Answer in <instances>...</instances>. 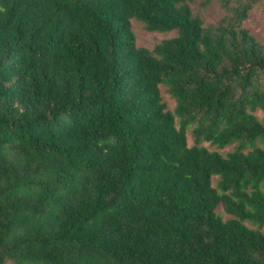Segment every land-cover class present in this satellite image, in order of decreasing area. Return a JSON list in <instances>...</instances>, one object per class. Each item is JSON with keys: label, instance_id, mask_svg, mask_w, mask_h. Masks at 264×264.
Masks as SVG:
<instances>
[{"label": "trees", "instance_id": "trees-1", "mask_svg": "<svg viewBox=\"0 0 264 264\" xmlns=\"http://www.w3.org/2000/svg\"><path fill=\"white\" fill-rule=\"evenodd\" d=\"M219 1L0 0V264H264L258 0Z\"/></svg>", "mask_w": 264, "mask_h": 264}, {"label": "rangeland", "instance_id": "rangeland-1", "mask_svg": "<svg viewBox=\"0 0 264 264\" xmlns=\"http://www.w3.org/2000/svg\"><path fill=\"white\" fill-rule=\"evenodd\" d=\"M189 7L191 12L199 17L205 26L208 24H218L223 18H227L230 15V11L224 8L219 0H209L207 3L204 0H190ZM132 22V32L135 36V44L137 47L144 48L151 51L153 46L160 40L176 35V30L164 31V32H147L144 26L135 19ZM242 27L247 29L256 41L260 44L264 43V0H258V2L250 10L248 18L243 22ZM162 101L165 103L166 108L172 110L174 106L173 98L166 92V85L161 84L159 86ZM253 115L259 120L264 122V110H255ZM192 128L187 130V145H192ZM200 146L205 147L207 150H216L222 155L227 151L230 152L232 147L225 146L223 148H216L215 146L208 145L207 143H201ZM212 183L216 185L217 176H212ZM215 212L221 216L223 220L230 219L231 216L223 212L220 205L215 209ZM249 228H255L253 225L244 222ZM264 234V225L260 229Z\"/></svg>", "mask_w": 264, "mask_h": 264}]
</instances>
